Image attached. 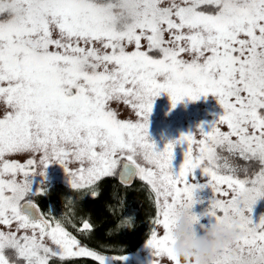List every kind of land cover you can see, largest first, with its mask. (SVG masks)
Masks as SVG:
<instances>
[{
  "label": "snow or ice",
  "instance_id": "obj_1",
  "mask_svg": "<svg viewBox=\"0 0 264 264\" xmlns=\"http://www.w3.org/2000/svg\"><path fill=\"white\" fill-rule=\"evenodd\" d=\"M162 93L173 108L185 98L212 95L222 113L207 129L199 126L202 139L181 134L160 150L148 129ZM0 101L8 109L0 118V225L16 224L15 231H0V264L127 259L81 246L59 221L53 226L27 199L43 191L32 186L36 159H5L16 154H40L44 177L50 163L62 165L77 190L114 177L126 161L122 178L138 176L155 196L151 264H181L173 251L176 210L193 211L204 203L199 193L210 188L208 207L193 211L194 227L204 225L202 217L212 224L235 218L241 232L213 264H264V216L259 223L251 217L264 198V0H0ZM113 101L130 106L139 119H119ZM177 145H186L178 169ZM234 156L258 162L254 178L238 175L248 168L230 162ZM73 162L80 165L75 171ZM17 174L24 179L18 182ZM92 227L85 221L81 230Z\"/></svg>",
  "mask_w": 264,
  "mask_h": 264
},
{
  "label": "trees",
  "instance_id": "obj_2",
  "mask_svg": "<svg viewBox=\"0 0 264 264\" xmlns=\"http://www.w3.org/2000/svg\"><path fill=\"white\" fill-rule=\"evenodd\" d=\"M48 185L34 196L42 210L59 220L82 246L110 256H125L140 250L151 236L157 216L154 193L147 182L137 178L132 185L122 184L117 175L80 190ZM62 188L60 193L53 190ZM63 189H68L65 191ZM96 192L98 195L93 196ZM70 193V194H69ZM126 217H134L133 227L120 226ZM90 222V231L81 230ZM49 264H98L91 258H52Z\"/></svg>",
  "mask_w": 264,
  "mask_h": 264
},
{
  "label": "rangeland",
  "instance_id": "obj_3",
  "mask_svg": "<svg viewBox=\"0 0 264 264\" xmlns=\"http://www.w3.org/2000/svg\"><path fill=\"white\" fill-rule=\"evenodd\" d=\"M170 3V0H165V5ZM177 3H180V0H177ZM208 11H213L214 9L208 8ZM186 31V30H185ZM169 34H165V39H169ZM243 38V37H242ZM142 50H146V41L142 40ZM134 46H129L128 50L132 51ZM154 56H159L158 53H152ZM182 58L185 60L190 59L188 54H182ZM110 107L114 110H117L118 112V118L122 120L131 119L133 121L138 120L139 118L135 116L133 110L130 108V106L123 105L121 103H117L115 101L110 103ZM8 109L3 104L2 101H0V118H2L3 114L6 113ZM222 113V108L219 105L217 99L209 95L207 98L201 97L197 101H191L188 98H185V100L181 103H178L175 108L172 107V103L170 100V97L167 93H162L159 97L155 98V103L153 107V111L150 115V124L148 133L152 141H154L157 145V147L160 150H163L165 145L170 141L178 140L181 134H187L189 132H193L195 139L200 140L203 137L200 134L199 126L204 125L205 128L216 120L219 115ZM221 131H229L226 125H221ZM251 131V130H250ZM186 151V145H177L175 149V160L173 161L174 168L178 169L180 164L183 162L184 152ZM194 151H198V147L194 146ZM221 156H228L229 154L223 150H219ZM29 158H35L37 161V166L35 171L38 173L35 176V183L32 185L34 190H43L47 188L48 185L61 183L64 184L63 187H67L69 189H72L69 183V180L71 179L67 172L65 171L64 167L58 163H50L47 166L46 169V177L39 175V173H42L44 171V168L42 165L39 164L40 160V154H29V155H23V154H16L11 156H6L5 159L8 161H18V162H25ZM137 162L144 167H151L150 165H147V163L144 161L142 156L136 157ZM230 162L247 166L248 171L245 173L244 171H239L238 175L241 178H245V176L254 178L255 174L259 171L260 165L256 161H244L239 156H234L229 158ZM124 161H121V166ZM223 163V161H221ZM78 162H73L69 164V168L72 171H75L79 167ZM121 166L117 169L116 175L118 177V173L120 172ZM0 167H2V162H0ZM197 178L199 179V182L206 183L207 180L203 177V175L197 171L196 174ZM137 178H139L137 176ZM3 179L5 180H11L13 179V176L11 174H5L3 176ZM15 179L19 182L24 179L22 174H17L15 176ZM140 179V178H139ZM146 182V181H145ZM62 188L54 189L53 191L55 193H60ZM65 191H69L68 189H63ZM75 190V189H73ZM77 190V189H76ZM42 191V192H43ZM10 194V193H6ZM70 194V193H69ZM38 194H34L29 196L27 199H31L34 201V196ZM200 197L204 200L203 204H197L193 211L196 214H202L205 209L208 207V202L210 201L211 197L213 196V193L211 189H204L202 192L199 193ZM231 195V194H230ZM230 195L228 197L220 196V199H230ZM52 215L48 216L49 222L54 226L57 222V219H53L51 217ZM264 216V198L258 200L257 204L254 206L253 211L251 213V217L253 219L254 223H259L260 218ZM59 221V220H58ZM60 222V221H59ZM201 223L209 224L210 218L208 217H202ZM16 224L13 223L11 229H9L7 226L0 225V231H15ZM196 228L199 230V225L196 226ZM158 233L160 235L163 234V229L158 228ZM25 234V230H21L19 233H17L18 236H22ZM27 234L31 235V229L27 230ZM44 243L48 245L49 247H52L53 249L56 248L55 245L52 244V242L45 238ZM82 246V245H81ZM92 250V249H90ZM10 259L15 260L16 258L11 255V252L8 253ZM110 256V255H108ZM111 257V256H110ZM123 257H127V259H111L109 260V264H151L152 261V253L151 250L147 247V242L145 245L138 250L134 254L125 255ZM18 264H23V262H19ZM163 264H169V261L167 259L163 260Z\"/></svg>",
  "mask_w": 264,
  "mask_h": 264
},
{
  "label": "clouds",
  "instance_id": "obj_4",
  "mask_svg": "<svg viewBox=\"0 0 264 264\" xmlns=\"http://www.w3.org/2000/svg\"><path fill=\"white\" fill-rule=\"evenodd\" d=\"M173 251L181 264H213L214 258L240 237L239 220L204 224L194 227L193 211L187 206L178 207L174 217ZM134 217H126L120 226L133 227Z\"/></svg>",
  "mask_w": 264,
  "mask_h": 264
},
{
  "label": "water",
  "instance_id": "obj_5",
  "mask_svg": "<svg viewBox=\"0 0 264 264\" xmlns=\"http://www.w3.org/2000/svg\"><path fill=\"white\" fill-rule=\"evenodd\" d=\"M124 163H126V161H124L123 163H122V166H121V169H120V172L118 173V180L122 183V184H125V185H132L135 181H136V179H137V176H133L132 178H131V180H128V178L126 177V175H124L123 176V178H122V174H123V164ZM33 203H35L36 205H37V207H38V209H39V211L42 213V210H41V208H40V206L38 205V203L37 202H35V201H33Z\"/></svg>",
  "mask_w": 264,
  "mask_h": 264
},
{
  "label": "flooded vegetation",
  "instance_id": "obj_6",
  "mask_svg": "<svg viewBox=\"0 0 264 264\" xmlns=\"http://www.w3.org/2000/svg\"><path fill=\"white\" fill-rule=\"evenodd\" d=\"M41 207V206H40ZM42 210V208H41ZM42 213L44 214L45 218L48 219V215L42 210ZM49 220V219H48Z\"/></svg>",
  "mask_w": 264,
  "mask_h": 264
}]
</instances>
